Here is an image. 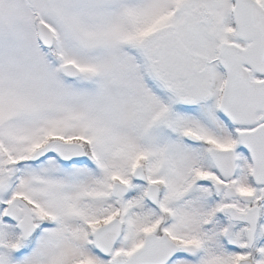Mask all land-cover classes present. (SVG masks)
<instances>
[{
    "label": "snow or ice",
    "instance_id": "snow-or-ice-1",
    "mask_svg": "<svg viewBox=\"0 0 264 264\" xmlns=\"http://www.w3.org/2000/svg\"><path fill=\"white\" fill-rule=\"evenodd\" d=\"M0 264H264V0H0Z\"/></svg>",
    "mask_w": 264,
    "mask_h": 264
}]
</instances>
